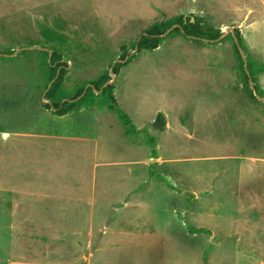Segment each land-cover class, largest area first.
Here are the masks:
<instances>
[{"label": "rangeland", "instance_id": "rangeland-1", "mask_svg": "<svg viewBox=\"0 0 264 264\" xmlns=\"http://www.w3.org/2000/svg\"><path fill=\"white\" fill-rule=\"evenodd\" d=\"M178 14L252 22L247 55L264 64V0H0V50L64 19L89 46L64 56L73 89ZM19 53H0V264H264V113L229 39L134 53L114 80L133 135L96 107L52 114L39 57Z\"/></svg>", "mask_w": 264, "mask_h": 264}, {"label": "trees", "instance_id": "trees-1", "mask_svg": "<svg viewBox=\"0 0 264 264\" xmlns=\"http://www.w3.org/2000/svg\"><path fill=\"white\" fill-rule=\"evenodd\" d=\"M174 25L177 26L167 34L168 37L181 35L190 38L198 45L217 44L223 40L229 39L232 42L234 55L241 70L244 89L247 92L250 101L257 108L262 109L264 113V105L254 95V92L250 87L249 76L244 68V61L234 38L237 39L240 47L246 54L249 75L252 78L257 94L263 98L264 90L259 85L258 75L264 73V64H259L258 62L253 61L247 55L245 41L239 28L235 29L234 36L229 33L219 40L220 36L223 34L221 28L214 26L201 16L178 14L165 20L152 23L149 28L142 32L133 41L131 47L126 46L125 44L120 45L119 58L117 61L110 64L109 69L101 70L95 78L73 89H69L65 85V74L68 68V61L64 56L66 53H71L73 48L79 52H86L89 49V46L66 33V23L64 19L56 18L53 25L39 22L38 30L40 39H28L25 45L20 48L31 46L37 47L33 49H23L19 54L25 56L35 54L39 57V67L45 79L43 95L49 101V103L44 104V107L49 109L52 114L56 116H64L73 112H78L83 108L96 107L101 111L107 110L116 113L125 127V134L133 135L136 133L135 127L128 114L121 109L117 103L114 94L115 84H107L111 80L110 69L113 65L112 71L115 74H118L121 68L131 62L137 53L144 50L152 51L157 49L165 37H167H163L162 35ZM131 50L134 52L131 53ZM49 51H51V54H49ZM14 52L15 50L12 48L0 50V53L8 56L14 54ZM53 79L55 80L49 87V84ZM146 137L148 143L154 148L155 139L147 133ZM152 157L157 158L155 151H153ZM161 180H163V178H161Z\"/></svg>", "mask_w": 264, "mask_h": 264}, {"label": "water", "instance_id": "water-1", "mask_svg": "<svg viewBox=\"0 0 264 264\" xmlns=\"http://www.w3.org/2000/svg\"><path fill=\"white\" fill-rule=\"evenodd\" d=\"M176 26H177V25L172 26V27H171L166 33H164L162 36H163V37L166 36V35H167V34H168L173 28H175ZM237 28H239L237 24H234V25L228 27V28H227V31H226V32H223V34L220 36L219 40H221L222 38H224V37H225L226 35H228L229 33H231V34L234 36L235 29H237ZM234 40H235V43H236V45H237V47H238V49H239V52H240V54H241V56H242V59H243V61H244V68H245V70H246V73H247L248 76H249L250 87H251L252 91L254 92V95H255V96L258 98V100L264 105V98L257 94L256 89H255V86H254V83H253V81H252V78H251L250 75H249V72H248V69H247L248 62H247L246 54H245V52L242 50V48L240 47V45H239L237 39L234 38ZM33 48H34V47L20 48V49H18L17 51H15L14 54L17 53V52H19V51H21V50H23V49H33ZM49 54H51V51H49ZM112 67H113V65H112ZM112 67H111V69H110V72H111V80H110L107 84H113V83H114V80H115V76H116V74L112 71ZM54 80H55V79H53V80L50 82L49 87H50V85L53 83ZM107 84H106V85H107ZM43 99L46 101V103H49V101L44 97V95H43Z\"/></svg>", "mask_w": 264, "mask_h": 264}, {"label": "crops", "instance_id": "crops-1", "mask_svg": "<svg viewBox=\"0 0 264 264\" xmlns=\"http://www.w3.org/2000/svg\"><path fill=\"white\" fill-rule=\"evenodd\" d=\"M253 25L252 22L250 23H243L241 24V33H243V38H244V41L246 42L245 46L247 48L248 51L252 52V45H251V37H250V34H251V31H250V27ZM261 74H264V73H261ZM263 89V88H262ZM264 90V89H263ZM132 204L131 203H128V202H124L123 206L126 207L125 208V211L121 214V218L122 221L124 220V224H130L132 222V218H131V215H132V210L130 211L131 208H129ZM126 215V216H123ZM121 222V219L119 220Z\"/></svg>", "mask_w": 264, "mask_h": 264}]
</instances>
